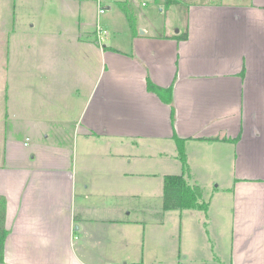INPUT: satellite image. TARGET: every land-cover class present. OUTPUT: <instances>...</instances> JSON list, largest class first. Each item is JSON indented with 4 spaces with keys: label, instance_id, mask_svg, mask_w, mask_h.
Instances as JSON below:
<instances>
[{
    "label": "crops",
    "instance_id": "1",
    "mask_svg": "<svg viewBox=\"0 0 264 264\" xmlns=\"http://www.w3.org/2000/svg\"><path fill=\"white\" fill-rule=\"evenodd\" d=\"M9 1L0 21V264H185L183 252L186 264H264V0H191L183 32L140 26L126 47L79 33L58 45L51 29L31 34L34 23ZM147 79L171 85V97L148 90ZM174 137L208 209L163 213L207 218L215 197L220 211L231 207L224 261L201 236L146 251L147 229L163 227V215L132 217L139 209L122 200L137 195L133 179L161 174L163 184L174 174V162L155 159H178ZM198 214L177 228L196 232Z\"/></svg>",
    "mask_w": 264,
    "mask_h": 264
},
{
    "label": "rangeland",
    "instance_id": "2",
    "mask_svg": "<svg viewBox=\"0 0 264 264\" xmlns=\"http://www.w3.org/2000/svg\"><path fill=\"white\" fill-rule=\"evenodd\" d=\"M3 1L4 2H0V21L3 14L12 11L13 6L12 1ZM189 1L191 0H178L179 4L172 3L167 5L165 1L160 0H68V5L64 6L66 0H17L15 3V10L17 16L18 14L19 17L23 16L22 20H24L26 24L34 23V27L31 29L33 33L31 34H37V28L39 27L42 29H51L55 33L51 34V37L54 38L53 40L58 43V45L65 44L67 37L79 33L84 40H87L91 44L103 45L107 42L106 38H108V43L111 45L126 47L131 42V27L133 31L136 30L139 32L140 26L150 29V27L154 25V30H161V28L166 25L170 31L172 30L175 33L177 31L178 33L183 32L185 29L184 22L186 19L187 3ZM71 5L72 8H70ZM123 6L127 8L131 18L127 17L123 10ZM99 8H102L103 12L99 13ZM161 8L163 9L161 10ZM52 12L56 13L55 18L51 21L42 23V20H40V17H42L41 15ZM38 14L40 15L39 18ZM98 26L105 30V33H98ZM60 32H62V34H60ZM8 37L12 39L14 35L10 34ZM2 38L3 36L0 34V41ZM69 40L72 41L73 37H69ZM91 60L96 61L93 54H91ZM90 75L92 76L93 74L90 72ZM172 144L173 143L170 142V146L174 148ZM157 158L166 160L167 163L174 162V164H176L177 167L175 170L169 168L166 171H170V173L174 174L180 173V163L178 159H175L174 155L166 154L162 157H155V159ZM89 181L93 183V180ZM133 181L137 182V195L129 197V194L127 195L122 192L124 194L122 195L123 202L127 201L133 207L139 209L137 212L134 210L131 216L134 217L137 215L139 219L150 222L152 220H157L158 217L156 213H159V215H163L162 220H164L163 227L155 225L151 231L152 227L150 225L147 229L144 241V248L146 251H152L153 246L157 245L158 250L165 254L171 251V246L178 248L181 244V246L186 247V237L201 236L203 243L206 242L208 247L213 245V251L209 252L210 257L214 256L217 258L219 255V261H224L226 254L225 252L219 253V251H222L219 240L224 241V237L225 239L227 236L230 237L227 226L231 221L229 210L231 207L224 206L220 211L218 207L216 208V205L218 204L221 206V201L215 197V199L211 201V207L207 218L204 217L201 211L199 215L197 211H191L192 209L181 211L182 216L179 215L178 210L163 213L161 208L163 189L162 175L157 174L149 177L135 178ZM213 185H216L215 182ZM207 193L206 190L204 200H208ZM187 214H198L197 218L191 219V221L200 222L196 232L189 231L186 228L180 231L179 227L177 228L181 217L185 218V221L190 217ZM209 217H211V220H208ZM204 221L206 225H204ZM106 227H108V225ZM149 239H151V242L148 241ZM196 241H198V239H196ZM190 244H192V242ZM226 246L227 244L224 243V249ZM183 253L180 254L179 259L186 264L188 260H184ZM169 260L172 259L170 258Z\"/></svg>",
    "mask_w": 264,
    "mask_h": 264
},
{
    "label": "trees",
    "instance_id": "3",
    "mask_svg": "<svg viewBox=\"0 0 264 264\" xmlns=\"http://www.w3.org/2000/svg\"><path fill=\"white\" fill-rule=\"evenodd\" d=\"M124 3V2H122ZM167 5L172 3H178V0H165ZM123 10L128 18H131L128 14V10L123 6ZM133 30V28L131 27ZM177 39H184L187 37V32L175 36ZM147 89L154 91L162 96L171 97L172 86L167 88H161L153 84L147 79ZM173 118V111L171 113ZM177 146V157L181 162L182 172L180 174H169L163 178V194H162V210L173 209H199L206 211L208 204L201 200V188L198 185H191L187 181L188 166L186 163L185 150L182 141L174 137ZM7 231L5 229V202L0 197V262L3 261V243L6 237Z\"/></svg>",
    "mask_w": 264,
    "mask_h": 264
},
{
    "label": "built area",
    "instance_id": "4",
    "mask_svg": "<svg viewBox=\"0 0 264 264\" xmlns=\"http://www.w3.org/2000/svg\"><path fill=\"white\" fill-rule=\"evenodd\" d=\"M98 12H99V13L103 12V9H102V8H99V9H98ZM97 31H98V33H100V32L105 33V30H103V29H102L101 27H99V26H98V28H97Z\"/></svg>",
    "mask_w": 264,
    "mask_h": 264
}]
</instances>
